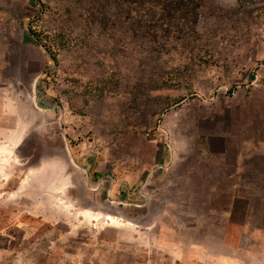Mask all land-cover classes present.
<instances>
[{
	"label": "rangeland",
	"instance_id": "1",
	"mask_svg": "<svg viewBox=\"0 0 264 264\" xmlns=\"http://www.w3.org/2000/svg\"><path fill=\"white\" fill-rule=\"evenodd\" d=\"M261 228L264 0H0V264H264Z\"/></svg>",
	"mask_w": 264,
	"mask_h": 264
},
{
	"label": "bare ground",
	"instance_id": "2",
	"mask_svg": "<svg viewBox=\"0 0 264 264\" xmlns=\"http://www.w3.org/2000/svg\"><path fill=\"white\" fill-rule=\"evenodd\" d=\"M8 155V154H7ZM12 156V155H11ZM9 158H11V157H9L8 156V159ZM59 169H60V167H59ZM58 175H56V174H54L53 173V175H52V178H55V177H57ZM31 174H29V176L28 177H26L25 178V180L23 181V183H22V186H21V188L19 189V191L18 192H16L17 194H19L22 190H24V188L28 185V184H30V182H31ZM56 179V178H55ZM69 179H70V177H69ZM64 183V182H63ZM49 184V183H48ZM47 184V185H48ZM64 185V184H63ZM50 187V186H49ZM51 188V187H50ZM55 189V188H54ZM53 191V190H52Z\"/></svg>",
	"mask_w": 264,
	"mask_h": 264
},
{
	"label": "crops",
	"instance_id": "3",
	"mask_svg": "<svg viewBox=\"0 0 264 264\" xmlns=\"http://www.w3.org/2000/svg\"><path fill=\"white\" fill-rule=\"evenodd\" d=\"M224 150L225 149L223 147V149L219 150L218 152L221 153V154H224ZM258 233H259V235H261L260 237H262V241H263L264 240V228L258 229ZM262 248H264V244H263ZM262 262L264 263V260Z\"/></svg>",
	"mask_w": 264,
	"mask_h": 264
},
{
	"label": "trees",
	"instance_id": "4",
	"mask_svg": "<svg viewBox=\"0 0 264 264\" xmlns=\"http://www.w3.org/2000/svg\"><path fill=\"white\" fill-rule=\"evenodd\" d=\"M160 1H162V0H160Z\"/></svg>",
	"mask_w": 264,
	"mask_h": 264
}]
</instances>
